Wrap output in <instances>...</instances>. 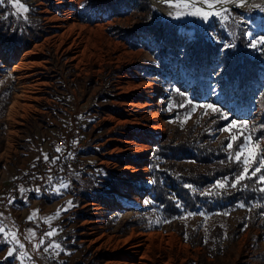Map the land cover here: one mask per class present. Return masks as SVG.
Masks as SVG:
<instances>
[{"label": "rangeland", "instance_id": "374dc122", "mask_svg": "<svg viewBox=\"0 0 264 264\" xmlns=\"http://www.w3.org/2000/svg\"><path fill=\"white\" fill-rule=\"evenodd\" d=\"M70 1L74 0H22L29 8L24 14H16L7 2L0 5L21 16L29 32V38L20 43L9 44L0 39V112L5 107L0 117V188L11 176L29 186L31 181H26L25 176L40 169L46 162L40 161L43 155L47 154L51 162L52 156L71 151L72 145L81 140L87 141L91 149L82 144L74 149L84 162L80 174L85 171L84 157L95 151L105 153L107 163L94 168L93 173H84L88 175L82 176L86 179L81 177L66 184L67 190L63 192L68 196L62 208L67 210L61 213L67 216L57 224L48 223L39 236L55 228L58 234L51 240L45 237V246L54 241L60 249L45 253L41 248L37 253L26 248L28 245L21 237L23 251L32 259L19 258V249L8 256L11 241L0 235V264H21V259L23 264H111L118 261V256L102 238L116 244L139 233L171 235L179 244L171 252H150L142 264H264V232L258 228L243 230L218 259L209 257L202 247L191 246L178 233V225L194 227L200 221L203 231L213 225L226 231L236 223L237 213L207 216L204 220L186 217L171 224L155 220L153 227L145 229L131 226L135 217L148 215L134 208L147 209L148 199L141 187L149 182L153 144L169 135L176 123L190 125L198 117L203 120L211 115L210 110L205 115V109L199 105L218 106L228 117L222 118L229 121L227 125L233 120L238 124L248 121L247 129L234 127L230 132L222 131V136L236 135L242 140L237 150L246 136H251L253 143L257 141L255 124L262 115L257 94L264 89V71L258 74L256 84L239 86L225 77V64L196 69L190 61V44L192 38L203 35L221 46L219 54L223 56L228 48L238 44L236 38L241 33L245 39L243 50L264 64V44L257 43L264 37V2L223 11L208 20H181L175 17V11L183 7L170 6L167 0H146L150 5L141 0ZM71 9L80 29L64 36L63 30L55 28V20ZM224 15L227 20L222 18ZM158 16L177 25L178 42L166 44L152 35L148 26L155 24ZM252 43H257V47L252 48ZM21 63L26 64L21 73L25 74L24 87L31 89L32 100L23 115L12 123L7 114L23 87L13 67ZM149 96L153 101L148 100ZM153 112L162 123L159 131L153 130ZM173 113L175 117H171ZM126 141L132 143L126 145ZM258 142L263 147V141ZM93 143H98V147H93ZM57 147L62 151L57 152ZM132 167L137 171L132 172ZM33 187L36 190L35 184ZM49 196H44L46 202ZM113 204L116 207L109 208ZM28 244L31 246L29 241Z\"/></svg>", "mask_w": 264, "mask_h": 264}, {"label": "trees", "instance_id": "16d2710c", "mask_svg": "<svg viewBox=\"0 0 264 264\" xmlns=\"http://www.w3.org/2000/svg\"><path fill=\"white\" fill-rule=\"evenodd\" d=\"M141 1L150 5L146 0ZM148 8L153 11L150 6ZM155 22V24L151 22L148 28L158 41L166 44L178 42L177 25L159 16ZM28 38L29 32L21 16L15 15L8 7H0V39L13 44L24 42ZM236 39L238 44L228 48L222 56L219 54L220 45L203 35L192 38L191 64L198 70L225 64L224 75L232 83L239 86L256 84L258 74L264 71V64L256 57L250 58L249 52L243 50L245 39L241 33ZM257 98L262 108V115L255 124V139L263 141L262 148H264L263 88L258 91ZM4 108L1 107L0 117ZM161 113L164 115V111ZM175 116L174 113L171 115V117ZM228 122L223 120L220 114H211L203 120L198 117L190 125L176 123L169 135L153 144L149 162V182L143 183L141 187L142 193L148 199L147 209L134 208V211L140 214L147 212L148 215L135 217L131 226L145 229L147 226L153 227L155 220L171 224L186 217L198 216L204 220L207 216L237 213L239 216L236 223L228 226L226 231L219 225H213L203 231L200 226L202 222L197 220L195 221L198 224L194 227L177 224L179 235L191 246L205 249L207 255L213 259H218L219 255L224 253L246 228H258L261 233L264 232V193L258 190L264 185L245 181L250 185L247 189L230 186L243 165L229 158L230 153L237 150L242 140L234 141L232 150L226 148L231 138L222 136V129ZM47 182L56 184V180L52 177H47ZM218 182H227L228 186L221 189L216 187ZM258 204L260 207H255ZM217 264L222 263L217 262Z\"/></svg>", "mask_w": 264, "mask_h": 264}, {"label": "snow or ice", "instance_id": "6c2138e0", "mask_svg": "<svg viewBox=\"0 0 264 264\" xmlns=\"http://www.w3.org/2000/svg\"><path fill=\"white\" fill-rule=\"evenodd\" d=\"M7 2L10 4L15 10L16 14H24L29 12V8L22 2V0H0V5ZM167 2L170 4V6L175 7H183L184 9H193L192 11L187 12L188 15H194V16H200L204 20H208L213 15H221L220 11H206L203 7H198L197 4H206L208 9L215 8L216 5H222L229 2H237V0H175V3H173V0H167ZM239 3L243 5L245 3V0H239ZM223 11H227L226 9ZM181 12H177L176 15L179 16ZM27 19V17H24ZM224 20H227L228 17L226 15L222 16ZM259 44H264V37H261L260 40L257 42ZM257 43H252L251 47L256 48ZM179 92V89L176 90ZM183 95V93H180ZM188 104H192L191 100L187 101ZM183 106V105H181ZM199 107L205 109V115H209L210 113L220 114L223 119H228L227 115L221 112V109L214 105V104H202L199 105ZM210 110V113L209 111ZM192 111H195V108L192 109ZM190 115V113H189ZM234 127H243L245 129L248 128V121H243L238 124L237 121L233 120L227 127L222 129V131L230 132ZM264 127V126H262ZM238 137L236 135H232L229 143L226 145V148L229 150L233 149V142L236 141ZM253 138L251 136L244 137V142L239 145V150H234L230 153L229 158L233 160L237 164H242L243 167L239 174H237L233 181L231 182L232 188H237L238 186H241L245 189L249 188V184L245 183V181H252L254 184H260L264 185V148L261 147L260 143L256 141L255 143L252 142ZM57 152H61V148H56ZM59 159V157L53 158L52 163H56V160ZM44 160L48 161L49 157L47 154L44 155ZM51 179V178H50ZM227 182H218L216 187H219L221 189L227 187ZM61 187L67 188L68 185L61 184ZM23 190V189H22ZM261 193H264V187H260L258 189ZM68 206H72V202H68ZM243 207V205H241ZM255 207H260V205H255ZM67 208L64 209H58L55 216L52 217H46L44 218L46 222H50L51 220L57 218L60 215L61 211H66ZM3 213H0V216H2ZM36 213L33 212L28 219L31 221L35 218ZM13 227H15L13 225ZM57 230L55 228H52L50 231H46L43 233V235L39 238V241L32 244V248L34 251L39 253L41 248H43V251L47 253L49 249H60L61 246L59 243H55L54 241L51 243H47L45 241V237H47L49 240H51L52 237L56 236ZM0 235H2L5 239L11 240L15 245L18 246V248H9L8 249V256H13L14 253H16L19 250V258H28L32 259V257L29 256V253L27 251H23L25 249V244L21 241V239L17 236V233L13 231L11 228H8L7 225H5L3 220H0ZM37 233L34 230H29V235L24 237L25 240H28L29 243H32L33 240L36 239ZM21 264H23V259H21Z\"/></svg>", "mask_w": 264, "mask_h": 264}, {"label": "crops", "instance_id": "0c3cea01", "mask_svg": "<svg viewBox=\"0 0 264 264\" xmlns=\"http://www.w3.org/2000/svg\"><path fill=\"white\" fill-rule=\"evenodd\" d=\"M111 140H113V138ZM63 141L67 142V139ZM55 142L57 144L61 143L59 140H56ZM86 142L87 141L81 140L79 144H73L71 151H74L75 148L77 149L78 147H80L81 144L85 147H89L86 144ZM98 145H99L98 143L92 144L93 147H98ZM67 147L68 146L64 148V151ZM62 154L59 156V159L61 158ZM56 157H58V155L52 156V159ZM104 158H105V153L99 151L98 152L95 151L92 155L84 157L85 171L83 172V174L76 175L74 179L76 180L77 178H81L82 176H88L87 174L84 175V173L86 172L93 173V171H96L94 168L105 165L107 161ZM40 161L45 162L44 155L43 158L40 159ZM49 163L53 164L52 162L49 161H46L44 164L48 165ZM47 175L48 174L43 173L37 178L47 180L46 178ZM82 178L86 179V177L85 178L82 177ZM75 180L73 181L75 182ZM33 185L34 183L31 182L29 186H27L26 183L24 182L22 183L17 179H15L14 176L13 177L11 176V179L5 183V186L3 188H0L1 193L4 194V198L0 199V205H2V207H0V213H3V215L0 216V220H2L3 218L5 225H7L8 228H11L13 231H15L19 238L21 237L24 238L28 236L29 230H34L37 233L36 239L33 240L32 243H30L31 246H29L28 240H25L26 244L28 245L26 248H32V244H34V241L36 242L38 241L40 234H42V231H44V229L48 227V223L57 224L59 220L67 216V214H62L60 212V215L57 218L51 220L50 222H46L44 219L46 217L55 216L58 208L61 207V209H63L62 206L63 204H65V200L67 199L68 196L67 193L63 191H66L67 188L61 187V185L49 184L48 182L49 190L48 193L44 196L45 197H48L49 195L50 196L48 198L49 202H46L45 201L46 198L44 196L36 194L38 193V191L35 190ZM33 212L36 213V216L33 220L30 221L28 217ZM27 223L30 225L28 226ZM13 225L15 227H13ZM37 228H39L40 230H38ZM13 244H14L13 242H11V244L9 243V246L7 248H12Z\"/></svg>", "mask_w": 264, "mask_h": 264}, {"label": "bare ground", "instance_id": "6f19581e", "mask_svg": "<svg viewBox=\"0 0 264 264\" xmlns=\"http://www.w3.org/2000/svg\"><path fill=\"white\" fill-rule=\"evenodd\" d=\"M74 1H70V3L74 2ZM263 2H264V0H245V3L243 5H241L239 3V0H237V2H235V3L234 2H229V3H226V4H222V5L218 4V5L215 6V8H213L211 10L207 8L206 4H197V6L198 7H203L206 11H213V12L220 11V12H223V10H225V9L226 10H230V9H238V10H240L242 8H245V7H248V6H253V5H258V4H261ZM192 10L193 9H191V8H189V9L182 8L181 10H177V11H175V17H177V18H179L181 20L199 19V18H201L200 16H194V15L186 14L187 12L192 11ZM177 12H181V13H185V14H181V15L177 16L176 15ZM55 22H56L57 25H56V27L55 26L54 27L63 30V35L64 36H67V34H69V35L73 34V33L75 34V30L80 29V27H78V25L75 22L74 13L72 12V9L71 10H67L66 14L63 16V18H61V19L57 18L55 20ZM50 28L52 29L53 27L50 26ZM70 42H71V45L73 44V46H74V42L73 41H70ZM35 49H36V47H35ZM34 53H35V51L33 52V54ZM76 55L77 54H74V56H76ZM20 65L21 66L15 65L13 67V71L15 73H17V75L19 77V81L21 82L23 87H22L21 93L19 95H17L16 97H14L13 102H12V104H11V106L9 108L8 114H7L8 120L12 121V123H14L15 120L19 116L23 115V111L26 109L27 106H29V103L32 100L31 89H26L24 87V84H25L24 82H26L25 81L26 80L25 74L21 73V69L23 67L22 65H26V64H22L21 63ZM148 100L150 102L153 101L151 96L148 97ZM150 104L151 103H147L145 105H147L149 107V106H151ZM151 120L155 121L154 122L155 124L153 125V130L159 131L162 128V123L158 119V115H157L156 112L152 113ZM131 143H132V141H126L125 142L126 145H128V144L130 145ZM130 170L132 172L135 171V170L137 171V168L132 167V168H130ZM113 207H116V205L113 204L109 208L112 209ZM102 240H103L104 243L110 244L109 248H113V251H115L117 256H118V258L116 257L118 261H116L114 263L112 262L111 264H137V263L142 264V263H144V260H146L148 258V254L150 252H153L155 250L156 251H160V252L164 251V250H169L171 252L174 248H179L178 241L173 236H171V235L163 236V235L157 234V233L131 234L130 236L126 237L123 241H121L119 243H116V244H112L111 243V239H107L106 237H103Z\"/></svg>", "mask_w": 264, "mask_h": 264}, {"label": "built area", "instance_id": "2783aa9c", "mask_svg": "<svg viewBox=\"0 0 264 264\" xmlns=\"http://www.w3.org/2000/svg\"><path fill=\"white\" fill-rule=\"evenodd\" d=\"M84 169V162L81 155L75 151H67L54 164H41L40 169H34L33 175L25 176V180H30L35 184L38 193L43 196L48 193V182L46 179L37 178L41 174H48L47 177H52L56 180V184H69L73 182L74 176L80 174Z\"/></svg>", "mask_w": 264, "mask_h": 264}]
</instances>
